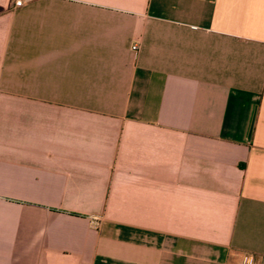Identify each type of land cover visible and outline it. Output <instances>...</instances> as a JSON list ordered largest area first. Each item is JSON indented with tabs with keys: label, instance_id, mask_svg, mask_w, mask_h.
Segmentation results:
<instances>
[{
	"label": "crops",
	"instance_id": "1",
	"mask_svg": "<svg viewBox=\"0 0 264 264\" xmlns=\"http://www.w3.org/2000/svg\"><path fill=\"white\" fill-rule=\"evenodd\" d=\"M250 254L264 0H0V264Z\"/></svg>",
	"mask_w": 264,
	"mask_h": 264
},
{
	"label": "built area",
	"instance_id": "2",
	"mask_svg": "<svg viewBox=\"0 0 264 264\" xmlns=\"http://www.w3.org/2000/svg\"><path fill=\"white\" fill-rule=\"evenodd\" d=\"M24 0H13L14 6L18 7L23 4ZM134 50L137 48L136 45H133L132 47ZM255 263V258L253 255H246L243 257L242 261L240 264H254Z\"/></svg>",
	"mask_w": 264,
	"mask_h": 264
}]
</instances>
